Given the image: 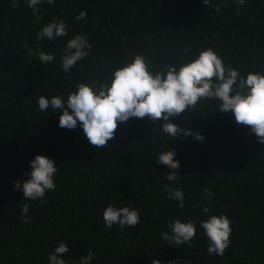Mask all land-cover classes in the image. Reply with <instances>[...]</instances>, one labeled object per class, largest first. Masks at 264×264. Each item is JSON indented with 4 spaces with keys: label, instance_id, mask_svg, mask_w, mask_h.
Wrapping results in <instances>:
<instances>
[{
    "label": "trees",
    "instance_id": "obj_1",
    "mask_svg": "<svg viewBox=\"0 0 264 264\" xmlns=\"http://www.w3.org/2000/svg\"><path fill=\"white\" fill-rule=\"evenodd\" d=\"M12 2L0 0V264H48L61 241L69 248L60 254L66 264H79L89 249L91 264H152L154 259L161 264H264V145L249 127L237 125L233 114L217 111V102H200L190 116L172 118L179 127L200 132L202 142L183 134L173 140L160 130L163 120L153 124L145 117L119 124L115 138L102 148L92 146L79 126L59 127L62 111L38 108L39 96L66 101L76 83L107 76L136 54L159 70L211 47L242 75L264 73V0H247L243 6L236 0H210L211 7L202 0H56L38 5L39 21L26 0L16 8ZM81 10L87 17L77 20ZM54 20L66 22L68 35L37 41L36 33ZM77 34L87 35L92 47L65 74L62 51ZM25 44L56 58L43 65ZM166 150H174L181 165L176 170L180 181L172 186L184 192L183 209L163 190L172 169L156 160ZM37 155L54 159L58 169L56 188L46 193L45 204L23 200L14 187L15 181L22 185L30 179L25 173L32 171ZM205 188L212 197L203 196ZM24 203L31 205L30 223L20 219ZM109 205L139 210L140 224L106 228L103 211ZM210 215L231 221V244L223 256L208 254L199 227ZM177 217L196 223L191 247H173L160 238Z\"/></svg>",
    "mask_w": 264,
    "mask_h": 264
},
{
    "label": "clouds",
    "instance_id": "obj_2",
    "mask_svg": "<svg viewBox=\"0 0 264 264\" xmlns=\"http://www.w3.org/2000/svg\"><path fill=\"white\" fill-rule=\"evenodd\" d=\"M19 0H13L11 7L16 8ZM46 2L53 5L56 0H26L27 7L32 9L33 17L39 21L43 19L38 7ZM206 7H211L210 0H202ZM238 6H243L247 0H236ZM220 11L217 5L214 9ZM238 10V9H237ZM87 12L81 10L77 20L86 19ZM68 35V25L63 20H54L44 25L37 33V41L49 42ZM29 55L38 58L41 64L47 65L55 60L54 53H46L40 48H30L24 45ZM88 37L85 34H77L69 39L63 48L60 68L65 74L89 55L91 49ZM186 52L191 49L185 47ZM59 51V50H58ZM75 90L70 92L67 100L59 95L50 99L44 95L38 97V108L46 112L51 108L54 112L62 111L59 119V127L68 130L83 129L88 142L97 148L107 145L108 141L115 138L119 124L126 123L130 118L143 119L147 117L153 124L163 120L160 130L175 140L181 134L185 137L194 136L196 140L203 141L204 136L200 132H193L188 128H181L172 122V118L179 117L187 112L189 116L197 110L200 102H217V111L234 115L237 125L249 127L250 133H254L258 142L264 145V73L249 71L242 75L238 68L224 62L213 48H205L199 52L195 59L187 61L179 66L165 63L161 69L153 70L149 67L148 60L141 54H136L122 66L113 67L109 74H101L99 78L83 81L74 85ZM71 109V111H69ZM146 138V137H145ZM176 152L162 151L159 153L156 164L165 165L172 169L165 174L169 181L164 185V192L169 200L178 201L177 207L183 209L184 192L180 188L172 186V182L179 183L180 173L176 171L181 167L175 160ZM32 171L25 173L30 176L21 185L20 181L14 182V187L23 192V200L37 201L45 204V195L48 191H54V174L58 171L55 160L43 155H37L30 162ZM210 189L205 188L203 196L212 197ZM209 204L212 200L209 199ZM31 205H21V221L31 222L28 215ZM204 214L210 212V208H202ZM105 227L111 229L118 225L121 229L140 224L139 210L131 207L107 206L103 211ZM231 221L226 215H210L199 222V227L204 230L208 240L207 252L209 255L223 256L230 246L232 229ZM169 231L161 232V240L167 241L173 247L191 242L197 234L196 223L189 220L182 222L179 217L169 221ZM69 248L63 241L55 249V254L50 253L48 264H66L60 254L68 252ZM94 253L89 249L86 257H81L79 264H91ZM152 264H161L159 259H154ZM169 264H176L169 261Z\"/></svg>",
    "mask_w": 264,
    "mask_h": 264
}]
</instances>
